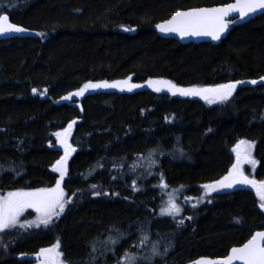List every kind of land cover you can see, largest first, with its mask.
Returning a JSON list of instances; mask_svg holds the SVG:
<instances>
[{
    "label": "trees",
    "instance_id": "obj_1",
    "mask_svg": "<svg viewBox=\"0 0 264 264\" xmlns=\"http://www.w3.org/2000/svg\"><path fill=\"white\" fill-rule=\"evenodd\" d=\"M230 1L0 0V12L12 22L45 34L0 40V192L54 186L58 173L52 165L60 158L54 133L73 120L69 141L76 151L62 186L68 196L80 190L49 227L1 232L0 264H35L34 253L57 240L65 264H87L90 242L103 239L113 225L130 235L98 264H116L137 241L142 224L151 241H160L162 253L172 244L151 264H190L203 256H225L264 229V209L251 190L217 192L197 203L199 186L227 173L230 148L239 140L256 142L257 166L246 172L264 180V81H258L264 76V14L232 26L216 45L181 44L153 30L178 9ZM129 76L143 87L89 90L72 97L77 106L61 99L87 81ZM148 79L171 80L180 87L258 83L242 84L228 101L209 105L196 96L145 89ZM152 149L158 163L151 175L147 160L130 171L138 155ZM160 174L166 190L158 186ZM134 179L140 191L132 190ZM92 184L108 195L93 196ZM172 189L179 190L182 208L175 218L159 215ZM31 218L27 211L21 220ZM180 219L184 223L178 226Z\"/></svg>",
    "mask_w": 264,
    "mask_h": 264
},
{
    "label": "snow or ice",
    "instance_id": "obj_2",
    "mask_svg": "<svg viewBox=\"0 0 264 264\" xmlns=\"http://www.w3.org/2000/svg\"><path fill=\"white\" fill-rule=\"evenodd\" d=\"M264 10V0H235L234 3H224L216 7H194L188 10H176L171 14L169 19H165L161 23H157L155 27L161 33H175L181 38L185 37H210L214 41L221 39L222 35L228 30L231 24L236 23V20L230 19V15L238 13V19L244 20L246 17ZM132 28H125V31H133ZM29 29L20 26L16 23L10 22L8 14L0 12V35L8 33H24ZM38 36L45 35L44 33H36ZM131 76L123 80L117 81H87L76 91L69 92L67 95L61 97L63 100H70L74 96H83L89 90L118 88L121 91H132L135 88L143 87L141 84L131 82ZM264 81V76L259 78ZM148 87L155 92L167 90L172 95L181 96H197L203 99L208 104L220 103L228 101L233 93L236 91L238 85L245 83L257 84L258 81L253 79L250 81L244 80H229L226 83L210 84L204 86L193 85L191 87H180L171 80L166 79H148L145 81ZM33 93L37 89H32ZM47 90H45L46 92ZM41 92L40 95H44ZM166 119H168L166 117ZM75 120L68 123L67 127L54 133L57 140L64 149V154L55 161L52 165V171L58 173V178L55 185L52 187L40 188H20L6 193H0V232L5 230L19 228L23 231L32 228H40L41 226L47 228L53 224L66 210L67 206L74 202L73 198L77 192H73L71 196L66 195L65 189L62 186L65 178L68 176V161L75 148L69 143V136L71 135ZM255 141L239 140L233 147L232 151L236 155L235 163L231 165L227 173L217 180L201 185L203 189L202 195L197 199V203L209 198L213 193L220 192L223 189H232L236 185H249L255 189L257 196L261 203L260 208L264 209V180L257 181L249 178L243 171L244 164L256 165V160L252 156V151L255 146ZM156 150H149L146 156H139L133 164L129 166L130 171L135 172L137 167H144V161L147 160L148 174L151 175V167L158 163L153 159V154ZM162 154V153H161ZM114 167L122 168L123 164L113 165ZM96 167H102L97 163ZM2 170V166H0ZM13 170L14 169H9ZM92 169L91 171H94ZM20 173L17 172V175ZM91 174V172L89 173ZM162 190L168 189L163 174H160V181L158 185ZM90 187L94 190L93 196L108 195L107 192H101L98 185L92 184ZM132 190L134 192L140 191L137 181H132ZM183 186H180L182 189ZM179 190L172 189L166 192L167 199L162 201L159 209V215L177 217L182 211L180 204L177 202L176 194ZM118 195V194H115ZM193 198L186 197L187 202H191ZM211 202V201H209ZM196 203L192 204L195 208ZM32 209L36 213L33 220H21V217L26 210ZM192 219V217H187ZM178 226L184 223L183 219L177 221ZM130 233L121 230L119 227L110 226L108 234L103 238H95L90 242V251L88 254L87 264H98L101 257H106L107 254H115V249L124 240L129 237ZM151 243V247L147 246ZM160 241L150 240V231L142 224L138 229L137 241L117 257L116 264H151L156 256L166 254L168 249L172 246L171 241L164 247L163 253L159 247ZM133 248L136 250L134 251ZM148 250L147 255L143 250ZM21 255H25L21 253ZM39 264H65L63 253L61 251V243L59 240L49 247L40 248L37 253H34ZM239 261L240 264H264V231H256L251 237L240 246H234L229 253L222 258H206L200 257L192 262V264H234ZM71 264V262H68ZM106 264V262H105Z\"/></svg>",
    "mask_w": 264,
    "mask_h": 264
},
{
    "label": "water",
    "instance_id": "obj_3",
    "mask_svg": "<svg viewBox=\"0 0 264 264\" xmlns=\"http://www.w3.org/2000/svg\"><path fill=\"white\" fill-rule=\"evenodd\" d=\"M235 2V0H232L231 2H229V3H234ZM221 4H219V5H213V6H203V7H216V6H220ZM190 9V8H189ZM183 10H188V9H183ZM4 14H7V13H4ZM262 14H264V10H262V11H260V12H257V13H255V14H252V15H250V16H248V17H246L244 20H239L238 19V13H233V14H231L230 15V19H234V20H236V23H234V24H231L230 26H229V28H228V30L222 35V37H221V39L220 40H218V41H214V40H212L210 37H192V36H189V37H185V38H181L180 36H178L177 34H175V33H167V34H165V33H161L156 27H155V25L157 24V23H161V22H163L164 20H162V21H159V22H157V23H155L154 25H153V30L155 31V33L160 37V38H164V39H174V40H176V41H178L179 43H181V44H189V43H194V44H199V43H210V44H213V45H216V44H219L222 40H224L225 38H226V36L229 34V32L231 31V29H232V26H239V25H242V24H245V23H247L248 21H250V20H252V19H254V18H256V17H258V16H260V15H262ZM171 17V15L167 18V19H169ZM10 22H12L11 20H10ZM12 23H14V22H12ZM17 24V23H16ZM19 25V24H18ZM20 26H22V25H20ZM24 27V26H23ZM25 28H27V27H25ZM27 29H29V28H27ZM36 33H38V31L37 30H32V29H29V31H27V32H24V33H8V34H5V35H0V40H8V39H11V38H23V37H32V38H35V37H37L38 35H36ZM238 86H240V85H238ZM145 89H149L150 87H148L147 86V84L145 85V87H144ZM72 99L73 98H71L70 100H67V102L69 103V104H71V105H73V106H77L78 104L77 103H72ZM240 188V185H236L234 188H232V189H223V191L224 192H231V191H234V190H237V189H239ZM262 231H264V229L262 230ZM246 242V241H245ZM242 245V244H241ZM237 246H240V245H237ZM234 247V246H233ZM232 248V247H231ZM230 248V249H231ZM230 249L228 250V253H229V251H230ZM227 253V254H228ZM226 254V255H227ZM225 255V256H226ZM203 257H206V258H212V259H215V258H222V257H224V256H222V257H208V256H203ZM200 258V257H199ZM198 259V258H197ZM196 260V259H195ZM194 260V261H195ZM193 262V261H192ZM192 262L190 263V264H192ZM234 264H240V262L239 261H236V262H234Z\"/></svg>",
    "mask_w": 264,
    "mask_h": 264
},
{
    "label": "rangeland",
    "instance_id": "obj_4",
    "mask_svg": "<svg viewBox=\"0 0 264 264\" xmlns=\"http://www.w3.org/2000/svg\"><path fill=\"white\" fill-rule=\"evenodd\" d=\"M258 81H260V80H258ZM198 86H202V85H198ZM188 87H191V86H188ZM195 97V96H194ZM197 97V96H196ZM198 98H200V97H198ZM201 99V98H200ZM203 102H205L203 99H201ZM214 104H217V103H214ZM214 104H209V105H214ZM67 127V126H66ZM65 127V128H66ZM64 129V128H63ZM73 130V129H72ZM60 131V130H59ZM71 134H72V132H71ZM71 136V135H70ZM70 136H69V138H68V140H70ZM56 140H57V138H56V136L54 135V142H55V146L60 150V156H62L63 154H64V149H63V147L60 145V144H58L57 142H56ZM242 140H246V139H242ZM69 143H70V141H69ZM237 143V142H236ZM236 143L235 144H233L232 146H231V148H230V153L232 154V163H231V165L233 164V163H235V160H236V155H235V153L232 151V149H233V147L236 145ZM255 147V146H254ZM253 151H254V148H253ZM253 151H252V156H253V158H254V155H253ZM255 159V158H254ZM231 165H230V167H231ZM256 166H257V163H256V165H255V167H253L251 164H244L243 165V171H244V173H245V175H247V176H249V178H253V179H255L253 176H251V175H249L247 172H246V168H250L252 171L256 168ZM229 167V168H230ZM59 175V174H58ZM257 180V179H256ZM257 181H259V180H257ZM207 183H210V182H207ZM203 184H205V183H203ZM203 184H201V185H203ZM201 185L199 186L200 187V189H201V191L203 192V189L201 188ZM240 188H242V189H248V190H251V191H253L254 192V194L256 195V197L258 198V201H259V203H261V201H260V199H259V197L257 196V194H256V191H255V189H253L251 186H249V185H240ZM221 192V191H220ZM0 193H6V192H0ZM166 199H167V197H166ZM27 211H31L32 213H33V218H31V219H27L28 221H31V220H33L34 218H35V216H36V213L34 212V210H32V209H28V210H26L25 212H27ZM23 221V220H22ZM1 233V232H0ZM2 236L0 235V251L2 252V253H0V255L1 254H3V248H2Z\"/></svg>",
    "mask_w": 264,
    "mask_h": 264
},
{
    "label": "flooded vegetation",
    "instance_id": "obj_5",
    "mask_svg": "<svg viewBox=\"0 0 264 264\" xmlns=\"http://www.w3.org/2000/svg\"><path fill=\"white\" fill-rule=\"evenodd\" d=\"M232 1V0H231ZM230 1V2H231ZM229 3V2H228ZM218 5V4H217ZM207 6H209V5H207ZM210 6H213V5H210ZM196 7H203V6H196ZM192 8H194V7H192ZM189 9V8H188ZM35 264H39V262H38V260H36V262H35Z\"/></svg>",
    "mask_w": 264,
    "mask_h": 264
}]
</instances>
